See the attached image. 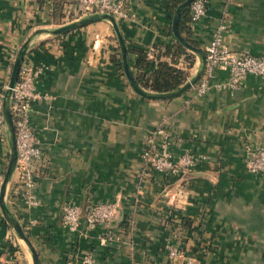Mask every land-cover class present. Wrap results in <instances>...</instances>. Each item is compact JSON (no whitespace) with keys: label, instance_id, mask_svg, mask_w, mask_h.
<instances>
[{"label":"crops","instance_id":"obj_1","mask_svg":"<svg viewBox=\"0 0 264 264\" xmlns=\"http://www.w3.org/2000/svg\"><path fill=\"white\" fill-rule=\"evenodd\" d=\"M73 2L0 0V91L21 44L37 28L71 22L65 10ZM168 6L169 0H130L131 17L117 20L126 48L147 51L148 73L158 58L170 61L161 54L174 38ZM220 22L229 50L264 56V0H207L205 15L191 27L200 48ZM127 54L132 73L136 54ZM24 60L41 69L30 112L42 151L37 203L23 204L15 171L6 198L39 264H264V173L245 165L249 152L264 146V77L246 75L239 88H212L200 98L190 89L171 100L144 99L119 67L118 43L105 21L36 35ZM176 66L187 68L184 56ZM198 67L195 56L188 79ZM227 78L217 68L212 81ZM160 124L176 136L173 150L206 156L184 180L141 160L146 136ZM8 155L7 142H0V171ZM95 202L116 203L115 218L90 228L81 221L69 231L62 206ZM170 247L181 256L170 260ZM0 264H32L1 211Z\"/></svg>","mask_w":264,"mask_h":264},{"label":"built area","instance_id":"obj_2","mask_svg":"<svg viewBox=\"0 0 264 264\" xmlns=\"http://www.w3.org/2000/svg\"><path fill=\"white\" fill-rule=\"evenodd\" d=\"M129 2L130 0H74L73 4L65 10V16L73 21L93 13H109L116 20L129 19L131 17L127 8ZM206 5L207 0H192L189 5L191 27L205 15ZM226 30L224 22H220L213 30L211 40L204 50L206 54L204 72L191 88L195 98L203 97L212 88L235 90L239 88L246 75L264 77V56L229 50L224 43ZM217 68L228 71V78L225 81H212L213 72ZM40 72V68H35L30 62L24 60L19 69L17 82L13 87L11 100L17 151L16 186L19 198L27 206L37 203L34 194L35 165L42 159V151L30 124L31 102L37 98L35 80ZM4 90L0 91V142L6 141L2 115ZM175 138L176 136L164 124L156 126L146 136L141 160L150 170L178 181L186 179L199 163L206 160V156L195 155L188 150L176 152L171 147ZM245 165L252 173H264V146L251 150ZM2 180L3 171H0V184ZM116 214L117 204L114 202H95L85 206L65 203L62 206V222L69 231L77 230L81 221L87 228L109 223ZM180 256L178 247L169 248L168 258L170 260ZM84 261L90 262V258L85 257Z\"/></svg>","mask_w":264,"mask_h":264},{"label":"water","instance_id":"obj_3","mask_svg":"<svg viewBox=\"0 0 264 264\" xmlns=\"http://www.w3.org/2000/svg\"><path fill=\"white\" fill-rule=\"evenodd\" d=\"M191 2L192 0H183L175 8L172 14L171 32L175 40H177L189 52L193 53L196 56L199 62V67L196 70L195 74L175 91L162 92V93L153 92V91H149L147 89L142 88L136 83L131 73L130 67H129L127 48H126V44L122 36L121 30H120L118 21L113 15L109 13H93V14L81 17L79 19H76L74 21H71L67 24L55 27V28H37L26 38V40L21 44V46L17 50L12 66H11L8 82H7V85L3 93L2 115H3V120H4V130H5L6 142H7L8 149H9V155H8V162H7L5 171H4L3 180L0 184V211L6 223L14 230L17 237L26 245V247L30 251L31 258H32V264H39L38 255L32 243L30 242L27 235L25 234L22 226L19 224L18 220L15 218V216L10 211L8 204H7V198H6L7 189L11 182L13 173L15 171L16 162H17L15 131H14V125H13V120H12V115H11L12 91L18 79L20 66L22 62L24 61L25 56L28 52L30 41L32 40L34 36L43 34V33H46L49 35H60V34L68 33L74 29L84 27L91 23L100 22V21L108 22L112 27V30L114 32V35L118 43V48L120 52V62H121L123 73L126 77L128 84L133 89V91L140 97L147 99V100H154V101L171 100L174 98H178L182 96L183 94H185L187 91H189L197 83L199 78L202 76L204 69H205V65H206L205 51L200 47L193 46L189 44L188 42H186L181 37L178 31V21H179L180 14L184 9L189 7Z\"/></svg>","mask_w":264,"mask_h":264},{"label":"trees","instance_id":"obj_4","mask_svg":"<svg viewBox=\"0 0 264 264\" xmlns=\"http://www.w3.org/2000/svg\"><path fill=\"white\" fill-rule=\"evenodd\" d=\"M62 3V0H59ZM183 0H169V11L172 16L175 8ZM63 3L61 4V6ZM60 9L56 12L60 16ZM190 12L189 7L184 9L179 17L178 31L181 37L193 46L199 47V44L191 37V26L189 24ZM169 34L172 36L171 26L169 27ZM163 49L161 54L170 57V61L157 59L156 66L151 72H147L152 66V60L147 56V51L143 48H128L127 53H135L136 58L132 64V75L136 83L144 89L153 92H171L177 90L183 85L188 77L189 68L194 62V55L189 52L182 44L175 38L161 46ZM159 48V50L161 49ZM184 56L188 62L186 69L177 67L178 59ZM121 68V62L119 61Z\"/></svg>","mask_w":264,"mask_h":264},{"label":"rangeland","instance_id":"obj_5","mask_svg":"<svg viewBox=\"0 0 264 264\" xmlns=\"http://www.w3.org/2000/svg\"><path fill=\"white\" fill-rule=\"evenodd\" d=\"M68 20H70L71 18H67ZM74 21V20H73ZM193 54V53H192ZM194 55V54H193ZM195 56V55H194ZM8 162V161H7ZM6 165H7V163H6ZM6 168V167H5ZM5 168H4V170H3V176H4V171H5Z\"/></svg>","mask_w":264,"mask_h":264}]
</instances>
